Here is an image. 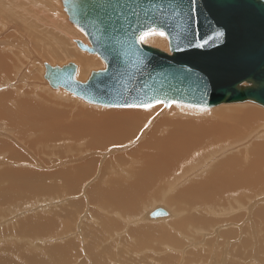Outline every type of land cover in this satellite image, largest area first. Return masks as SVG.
<instances>
[{
	"label": "rangeland",
	"instance_id": "obj_1",
	"mask_svg": "<svg viewBox=\"0 0 264 264\" xmlns=\"http://www.w3.org/2000/svg\"><path fill=\"white\" fill-rule=\"evenodd\" d=\"M47 2L50 3L49 6ZM32 3L26 0H0V55L1 62H4L0 65V108L5 107L16 115L14 117L10 114L9 118L0 119V142L4 143L0 144V264H264V155L262 154L258 156L261 167L252 165L251 178L243 179L239 174L231 176L229 200L225 191L221 195L216 194L215 197L197 201L195 204L197 207L193 205L189 207L192 202L189 203L185 198L183 203L171 199L175 192L188 186V183L178 184L172 191L168 186L158 194L148 195L149 198L143 201V208L134 215L122 214L117 209L116 211L102 209L106 195L112 190H102V194L99 195L100 187H104L103 179L99 180L92 174V178L90 177L88 181L80 185L69 183V186L63 185L64 183L58 179L52 180L46 177L49 173H56L57 170H64L65 166L71 165L68 161L70 155L59 156L57 150L48 147L49 143L45 142L46 137L54 136L56 125L64 120L65 125H70L74 123L76 117H82L86 111L107 112L111 107L88 104L74 94L64 91L63 88L61 89L63 91H55L44 79L43 62L52 66H62L68 62L76 63L79 66L76 79L81 82L87 80L89 72L101 70L105 66L98 55L80 51V48L75 46L76 43L70 40V38L80 39L86 43L87 38L85 39L83 31L71 25L67 18L65 21L63 15L54 9L57 0H37ZM50 8L55 15L58 13L60 15L55 26L58 31H53L46 19V16L53 17L47 13ZM42 18L43 22H41ZM71 27L76 32L70 31ZM59 30H62V33H59ZM165 38V34L163 37L152 35L142 43L169 52ZM80 55L94 56L99 65L90 67L91 69H87L84 75H80ZM69 105L72 108L68 107ZM171 106L173 104L168 107L162 105L158 112L147 111L154 106L141 109L140 112L130 111L132 116H150L146 122L139 123L141 128L134 140H139L144 133H151L154 125L165 116L172 117L171 120L183 118V116H174L175 113L182 112L178 106L172 107L177 111L171 112L170 115ZM17 108L20 109L19 115L21 110L24 113V110L28 109L33 115L30 113L20 117L15 113ZM42 109L46 110V116H43ZM250 109L258 110L257 113L260 112L259 114L264 116V108L252 102L221 104L199 109L198 112L202 114L203 111L208 116V120L217 121L216 117L221 112ZM120 111L129 112L124 109ZM62 112L64 114H60ZM188 114L190 117H184L187 118L186 120L194 119L195 114ZM46 117L52 125L49 131L55 130L53 133H46L45 129L40 127L42 124L39 120L45 121ZM11 118L12 123L9 122ZM21 118L22 123L18 121V119L21 121ZM263 123L264 120L261 124L262 130ZM165 127L167 133L174 130L169 125ZM137 128L138 126L134 127L130 132L136 133ZM221 133H231L233 139L238 142L249 140L245 146L232 148L231 155H228L231 156V161L241 160L245 164L241 165V170H248L247 164L251 160L254 161L257 155L249 146L257 143L263 145L264 131L237 133L235 127L231 126ZM68 137L71 138L62 135L59 139L69 141ZM118 148L122 152L116 154H124L133 148L139 154H146L151 150V147L144 146L142 141L125 148L126 150ZM111 149L112 147L107 151ZM97 155L98 153L91 155L95 160L93 174L100 175L105 168V177L111 176V168L118 160L113 161L112 165L110 163L107 165L106 162L103 164V157L99 158ZM60 160L65 163L61 165ZM125 161L131 160L126 158ZM180 163L181 161L174 164L171 176L180 173L174 170ZM117 168L120 172H127L125 167L114 169ZM248 180H252L251 184ZM256 180L258 182L254 183ZM137 181L140 182L138 176H135L133 186L140 184L136 183ZM109 187L120 190L125 188L123 184L115 183L113 180L110 181ZM256 187L259 190H256ZM120 199L114 200L113 205H121ZM125 204L127 205L126 202ZM160 206L170 211L171 218L150 222L151 218L145 217L144 214L147 215V211ZM62 213L65 215L64 218ZM178 219L184 225L176 226L174 221ZM71 244L74 246L72 247ZM56 249H60L61 252L65 250V256ZM58 253L60 257L57 256ZM53 258L58 259L59 262L55 263Z\"/></svg>",
	"mask_w": 264,
	"mask_h": 264
},
{
	"label": "water",
	"instance_id": "obj_2",
	"mask_svg": "<svg viewBox=\"0 0 264 264\" xmlns=\"http://www.w3.org/2000/svg\"><path fill=\"white\" fill-rule=\"evenodd\" d=\"M105 68L77 81L75 63H43L44 79L84 101L112 108L174 103L264 107V0H63ZM163 32L169 52L140 41ZM148 218L166 216L163 207Z\"/></svg>",
	"mask_w": 264,
	"mask_h": 264
},
{
	"label": "bare ground",
	"instance_id": "obj_3",
	"mask_svg": "<svg viewBox=\"0 0 264 264\" xmlns=\"http://www.w3.org/2000/svg\"><path fill=\"white\" fill-rule=\"evenodd\" d=\"M26 1L27 2L29 1V3L30 2L32 3V1L36 2L37 0H26ZM46 1H48V0H46ZM62 1L63 0H57V5H55L54 9H56L60 14H62L63 19L66 21L67 13H66L65 7L62 5ZM32 4H30V5H32ZM46 4L48 6L50 5V3H48V2ZM47 13H50L53 16L52 18H48L49 16H46V19H48V21H49V22L47 21L49 23V27L53 28L52 29L53 31H58V28H55V26L57 24L56 22L58 21V17L60 16V15H58L59 13L55 15L52 8H50L49 12H47ZM38 19H40V18H38ZM43 21L44 20L42 18L41 22H43ZM48 23H46V24H48ZM71 25H73V24H71ZM61 31L62 30H59V33H62ZM70 31L76 32L72 27L70 28ZM63 35H65V34H63ZM85 39H86V36H85ZM70 40L74 44L76 43L75 40H79L82 43L89 45L87 40H86V43L80 39L70 38ZM75 46H76V44H75ZM80 51H81V49H80ZM79 54H81V52ZM82 54H83V51H82ZM1 58H2V56L0 57V65H3L4 62L3 63L1 62ZM79 59H81V61H80L81 66H80V71H79L80 75H84L87 69H89L90 67H93L97 64L96 58L94 56L91 57V56L80 55ZM77 60H78V58H77ZM75 65L77 67L76 74H78L79 66L76 63H75ZM97 65H99V63ZM51 66H52V64H51ZM104 66H105V64H104ZM44 71H45V69H44ZM44 71L42 72L43 77H44ZM76 74H75V79L77 78ZM86 78H88V77H86ZM84 82H86V80ZM58 88H60V90H56L57 89L56 88L55 91H63V90L65 91L64 88H63V90H61L62 87H58ZM71 94H73V93H71ZM10 95H12V94H10ZM8 103H9V100H8ZM17 103H19V102H17ZM244 103L250 104L251 102L250 103L249 102H243L240 104H244ZM12 104H14V103L12 102ZM233 104H236V103H233ZM162 105L164 106L163 103L157 104L153 108L148 109L147 111L158 112L159 109L162 107ZM10 106H11V104H9L8 107H10ZM168 106H170V105H168ZM174 106L176 108L178 106L179 110H182V112L175 113L174 116H176V115L177 116H183V118L179 117V119L171 120L172 117L166 118L167 116H165V118H162L161 120H159L154 125L151 133H144L140 137L139 140H134L135 135H137V133H139L138 130L141 128L139 126V123L141 121L146 122L150 116H147V115L146 116H132L133 114L130 113V111L140 112L141 109H146V108H116V109L113 108V109H111L112 107L111 108L108 107L109 110H107V112L106 111H99V112L98 111L97 112L92 111L91 113L89 111L84 112L82 110H78V111L84 112L82 117H76V118L74 117L75 118L73 120L74 123H72L70 125H65L64 124L65 120L61 121L59 123V125H56V127H55L56 132L54 133V136L46 137L47 140L45 141L46 143H49L50 146H48V147H50L52 149L54 148L57 150L59 156H63L65 154L70 155V156H68V157H70V160H68V161L71 162V165L65 166L64 170H61V171L57 170L56 173H52V174L49 173V176H46V177L51 178L52 180L58 179L59 181L64 183L63 185H68L69 183H77V185H80L84 181H88L90 179V177L92 178V176H94L95 178H99V180L103 179L102 180L103 184L98 180V182L104 186L103 188H101L102 186L100 187L99 195L102 194V190H112V191L110 192L109 195L108 194L106 195L105 201L102 205V209H106V210L111 209L109 211H113V210L117 209L119 212H121L122 214H126V215L137 214L143 208V206H142L144 203L143 201L148 197V195L158 194V193L162 192L163 189L167 188L168 186H169L168 189H170L172 191L178 184L182 185V184L188 183V186L182 188L177 193L175 192L174 195L171 197V199H173L177 202L183 203V200L185 198V200L189 201V203H190V201L192 202L189 204L190 205L189 207H192L191 205L195 206L196 202L200 201L203 198H212V197H215L216 194L221 195L225 191H226L225 194H227V197H228L227 199L229 200L231 198V183H232L231 182V176H233V175L236 176L239 174L241 177H243V179L244 178H251V176H252V171H251L252 165H255L256 167H261V163L258 162V161H260L258 159V156L260 154L264 155V144L260 145L259 143H257V144L251 145V147L249 146V148H253V150L257 153V155L254 158V161L251 160L247 164L248 170H241L242 169L241 165H245V164H243L241 160H238V162H237V160L231 161V156H228V155H231V149L232 148L238 149L239 147H242L243 145L245 146L249 140H246L245 142H238L237 140L233 139V136H231V133H221V131L228 130L229 127L234 126L237 133H244V132H246V133H251V132L252 133L253 132L254 133H260V132H263L264 129L262 130L263 126H261V124H262V121L264 120V116L259 114L260 112L257 113L258 110L257 111L251 110V109L250 110H239V111L238 110H233V111L230 110L227 112H221L218 115V117H216L217 121H213L214 119L208 120V118H207L208 116H206V114L203 111H202V114L200 112H198L199 109L201 110V109H205V108L174 103L173 106H171V109ZM3 107H4V105H3ZM30 107H31V105H30ZM68 107H70V105ZM4 108H2V107L0 108V119L1 120L4 119L5 117L7 119L8 115L13 113V112H10L8 109H6V108L4 109ZM70 108H72V106ZM122 109L128 110L129 112L120 111ZM10 110L12 111V109H10ZM19 110L20 109L17 108L16 112H15V110H14V112L16 114H18ZM42 111L44 112L43 116H46V112H45L46 110L42 109ZM175 111H177V110H175ZM175 111L172 109V110H170L169 114L171 115V112H175ZM30 113L31 112L29 109L24 110V113L21 110L20 115L19 114L18 115L20 117H25L26 115H28ZM188 113L195 114L194 119L186 120L187 118L185 119L184 117H190ZM60 114H64V112H62ZM76 114H78V113H76ZM43 116H42V118H43ZM44 120L45 121L39 120V123L42 124V125H40V127H43L45 129L46 133H51V132L53 133L55 131L54 129H53V131L52 130L49 131V129L52 127L51 121L47 117ZM151 120H150V123L152 122ZM12 121L13 120L11 118V121H9V122L12 123ZM18 121L22 123V118H21V121H20V119H18ZM7 122H8V120H7ZM13 124L15 125V122ZM14 125H11V126H14ZM167 125H169L172 129H174L173 131H170L171 133H167V128L165 127ZM137 126H138V128H137L136 133L130 132V130H132L134 127H137ZM79 127L82 130H80ZM260 127H261V130H260ZM257 129H259V131H257ZM57 131H58V133H57ZM59 131L62 133H60ZM71 131H73V132H71ZM62 135L71 136V138L68 137L69 139H67V140H69V141H66V139L61 140L59 138ZM53 141H55V142L53 143ZM139 141H142L144 146L151 147V150H149V152L146 154H144V153L139 154L138 151L133 148L132 150H128L127 152H124V154H116V153L122 152V150H120L118 147H120L121 149H125V148L130 147L134 143L139 142ZM2 142L3 141H1L0 144H4ZM6 142L7 141H5V143ZM55 143H58V144H55ZM110 147H112V149L110 151L109 150L107 151V149ZM96 153H98L97 156H99V158L103 157V164H104V162H106L107 165H110V164L112 165V164H114L113 161H115L116 159L118 160L117 163L115 162V166L111 168V171H112L111 176L108 175L110 178L107 176L105 177V168H103L100 175H94L93 174L92 171L95 168V160L93 158H91V155H96ZM109 155H111V156H109ZM253 155H255V154H253ZM126 158H129L131 161L130 162L125 161ZM62 160H64V159H62ZM62 160L59 161V163H61V165H63V163H65V161H62ZM179 161H181V163L178 164L177 166H175L174 170L180 171V173H175L174 176H171L172 167L174 166L175 163H177ZM118 163H121V165H118ZM237 163H239V164H237ZM121 166L125 167V169L127 170V172L125 171L126 173L120 172L118 168L114 169L116 167H121ZM263 167H264V164H263ZM207 170H208V172H207ZM18 172H20V171H18ZM14 173H16V172H14ZM91 174H92V176H91ZM19 176H22V175H19ZM42 176H44V175H42ZM42 176H41V179H43V181H44V178H42ZM135 176H138L139 181H140V182L137 181L136 183H140V184L133 186V184L135 183L134 182ZM112 180L115 183L119 182L121 185L123 184L125 186V188L120 190L117 188L113 189V188L109 187L110 181H112ZM232 180H234V179L232 178ZM248 181H250L249 184H251L252 180H248ZM260 181H259V183L261 184ZM237 182H239V181H237ZM257 182H258V180H256L254 183H257ZM263 182H264V180H263ZM43 183L45 184V182H43ZM111 183H113V182H111ZM239 184L242 185V183H240V182H239ZM53 185H54V183H53ZM260 186H262V185H260ZM112 187H114V186H112ZM251 187H253V186H251ZM257 189L258 188L256 187V190ZM93 191H94V189H93ZM65 193H66V191H65ZM70 193H71V191H70ZM92 194H94V193H92ZM189 196H190V198H189ZM97 197H99V196H97ZM191 197H192V199H191ZM114 198H116V199L121 198L119 200L121 202V205H119V206L113 205V201L116 200ZM99 199L97 198V200H99ZM125 202L127 203V205L125 204ZM101 204H100V206H101ZM160 207H162V206H160ZM195 207H197V206H195ZM163 209L166 211V216L158 217L156 219H150V222L151 221L154 222L155 220H160V221L163 220L164 221L171 216L170 211H168V209H166L164 207H163ZM149 211H147V212H149ZM66 213H67V211L65 212V214ZM62 214H63L62 217L65 216L64 213H62ZM144 215H145V217H147L146 214H144ZM63 221H65V220H63ZM174 222H175L174 224L176 226L177 225L180 226L181 224L184 225V223H182V221H180L179 219H178V221H174ZM148 226H150V225L148 224ZM181 229H182V227H181ZM131 231L133 232V230H131ZM134 231H135L134 234H136L137 232L135 229H134ZM69 246H70V244H69ZM73 246L74 245H72V247ZM42 247H41V249H42ZM54 248H56V247H54ZM71 248H70V250H72ZM60 249H56V251H59ZM63 249H64V246H63ZM45 251H46V249H45ZM45 251H44V253H45ZM64 251H62L63 254H64ZM59 252H61V251H59ZM62 252H61V254H62ZM54 255H56V254H54ZM59 255L60 254L58 253L57 256H59ZM28 256H26V257H28ZM57 256H55V257H57ZM63 256H65V254ZM61 257H62V255H61ZM45 259L43 261H45ZM53 259H52V261H53ZM54 260H55V263L59 262L58 259H54ZM34 261H36V260H34ZM48 262H49V259H48ZM56 264H60V263H56Z\"/></svg>",
	"mask_w": 264,
	"mask_h": 264
},
{
	"label": "snow or ice",
	"instance_id": "obj_4",
	"mask_svg": "<svg viewBox=\"0 0 264 264\" xmlns=\"http://www.w3.org/2000/svg\"><path fill=\"white\" fill-rule=\"evenodd\" d=\"M152 35H159L161 37L164 36V33L163 32H155V31H150V32H145L143 33L141 36H140V41L143 42L145 41L149 36H152ZM142 107L144 108H151L152 105L151 104H147V105H142Z\"/></svg>",
	"mask_w": 264,
	"mask_h": 264
}]
</instances>
